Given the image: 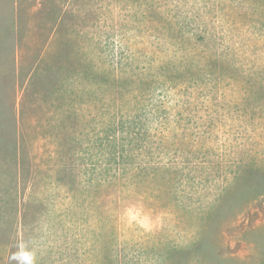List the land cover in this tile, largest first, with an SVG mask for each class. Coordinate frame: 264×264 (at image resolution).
Instances as JSON below:
<instances>
[{"label": "rangeland", "instance_id": "1", "mask_svg": "<svg viewBox=\"0 0 264 264\" xmlns=\"http://www.w3.org/2000/svg\"><path fill=\"white\" fill-rule=\"evenodd\" d=\"M264 264V0H0V264Z\"/></svg>", "mask_w": 264, "mask_h": 264}, {"label": "clouds", "instance_id": "2", "mask_svg": "<svg viewBox=\"0 0 264 264\" xmlns=\"http://www.w3.org/2000/svg\"><path fill=\"white\" fill-rule=\"evenodd\" d=\"M21 259L25 262V264H31V256L29 254H23Z\"/></svg>", "mask_w": 264, "mask_h": 264}]
</instances>
